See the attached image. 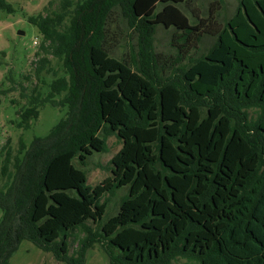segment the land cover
I'll list each match as a JSON object with an SVG mask.
<instances>
[{"label": "trees", "instance_id": "16d2710c", "mask_svg": "<svg viewBox=\"0 0 264 264\" xmlns=\"http://www.w3.org/2000/svg\"><path fill=\"white\" fill-rule=\"evenodd\" d=\"M58 1V12L27 17L44 55L35 75L54 79L19 109L16 128L28 131L45 105L65 112L46 136L20 140L12 172L10 158L1 168L0 264L23 241L63 264H83L99 242L109 264H264V0H239L187 64L191 35L204 33L179 8L186 0ZM0 13L14 9L0 0ZM118 13L137 34L129 63L108 52ZM156 25L177 32L164 67ZM110 136L122 144L111 176L90 186L74 161L106 152ZM123 187L116 215L94 232L86 223L102 221L104 196Z\"/></svg>", "mask_w": 264, "mask_h": 264}, {"label": "rangeland", "instance_id": "374dc122", "mask_svg": "<svg viewBox=\"0 0 264 264\" xmlns=\"http://www.w3.org/2000/svg\"><path fill=\"white\" fill-rule=\"evenodd\" d=\"M14 9L13 14L0 13V187L3 184L1 168L7 158H10L8 171L12 172V160L20 147V140L26 146L34 137H44L50 129L63 117L65 110L45 105L39 110L38 119L31 123L28 131L16 128L19 121L18 111L26 107L36 92L47 93V87L41 85L44 81L47 85L54 79L52 72L43 71L39 78L35 75V65L39 58L44 56L39 49L41 39L37 29L27 22V17L35 15L51 14L59 11L58 0H6ZM53 4L49 6V2ZM239 0H186L179 4L181 11L188 17L191 24L202 22V34L199 41L195 40L196 33L191 35L188 41V59L195 58L210 48L215 42L214 31L220 30L225 21L231 18ZM160 10L161 6L158 5ZM111 39L109 41V55L129 63L132 55L136 52L137 34L128 30L123 18L118 14L114 16L112 23ZM209 32V33H207ZM20 33V34H19ZM177 32L174 28L166 29L161 25L154 27L153 47L158 56V65L166 66L170 62V56L175 54V42ZM173 42V44H172ZM39 56H36V54ZM49 65L46 67L56 72L57 77L62 75L63 67L61 60L52 56H46ZM60 98V97H59ZM121 141L116 136L106 139V152H92L81 165L77 160L74 164L87 174V184L95 186L105 178L111 176L110 161L121 148ZM6 146V147H5ZM5 147V149H3ZM9 153V156H7ZM127 194V187L120 188L114 195H105L107 202L106 214L102 221L97 224L87 222L88 226L99 232L102 223L116 215L119 202ZM2 211L0 209V218ZM84 236L79 230L75 231L69 239V253L75 252L77 240ZM102 242L94 243L87 250L83 264H109L107 256L103 252ZM184 259H179L173 264H182ZM9 264H63L57 261L52 254L39 250L28 241H23L17 251L9 259Z\"/></svg>", "mask_w": 264, "mask_h": 264}, {"label": "water", "instance_id": "95a60500", "mask_svg": "<svg viewBox=\"0 0 264 264\" xmlns=\"http://www.w3.org/2000/svg\"><path fill=\"white\" fill-rule=\"evenodd\" d=\"M20 34V33H19Z\"/></svg>", "mask_w": 264, "mask_h": 264}]
</instances>
